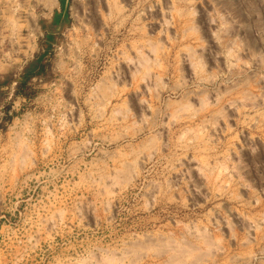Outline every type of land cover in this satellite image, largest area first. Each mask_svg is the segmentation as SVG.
Here are the masks:
<instances>
[{"label": "rangeland", "instance_id": "obj_1", "mask_svg": "<svg viewBox=\"0 0 264 264\" xmlns=\"http://www.w3.org/2000/svg\"><path fill=\"white\" fill-rule=\"evenodd\" d=\"M0 264H264V0H0Z\"/></svg>", "mask_w": 264, "mask_h": 264}]
</instances>
